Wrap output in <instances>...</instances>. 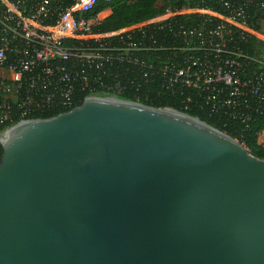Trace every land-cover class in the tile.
Returning <instances> with one entry per match:
<instances>
[{"label": "water", "instance_id": "95a60500", "mask_svg": "<svg viewBox=\"0 0 264 264\" xmlns=\"http://www.w3.org/2000/svg\"><path fill=\"white\" fill-rule=\"evenodd\" d=\"M0 142V264H264V158L198 117L89 97Z\"/></svg>", "mask_w": 264, "mask_h": 264}, {"label": "built area", "instance_id": "2783aa9c", "mask_svg": "<svg viewBox=\"0 0 264 264\" xmlns=\"http://www.w3.org/2000/svg\"><path fill=\"white\" fill-rule=\"evenodd\" d=\"M97 2L0 0V70L9 72L0 74V137L16 119L66 112L89 97L149 100L154 82L185 111L241 123L242 136L264 116V57L245 47L259 36L251 21L264 0H214L220 11L169 7L107 31L98 26L111 9L95 14ZM183 14L197 16L187 24Z\"/></svg>", "mask_w": 264, "mask_h": 264}, {"label": "trees", "instance_id": "16d2710c", "mask_svg": "<svg viewBox=\"0 0 264 264\" xmlns=\"http://www.w3.org/2000/svg\"><path fill=\"white\" fill-rule=\"evenodd\" d=\"M196 6H210L215 10L220 11V7L214 0H98L94 13H98L105 9H111V14L104 19L98 26L101 31L116 30L130 26L132 24L148 20L157 14L163 13L167 8H188ZM257 13V12H256ZM256 13L254 12V18L252 23L257 31L261 30L260 24L257 22ZM196 14H183L181 18L185 20L187 24L192 22L193 18H196ZM251 53H257L261 57H264L263 47L264 45L257 37H251L250 42L245 45ZM149 92V100L142 99L140 103L153 106L156 108L171 107L187 113L191 116L198 117L202 121L218 128L219 130L239 139L242 143L248 147V149L257 157L264 158V147L260 142V134L264 131V116L255 118L249 123V128L243 133H238L235 129L241 128L243 125L237 122H231L226 118L221 117L217 113H206L196 111H185L177 102V99L169 92L162 89L157 82L147 86ZM126 99H132V96L125 97ZM61 110H56L48 114L31 116L30 118H47L60 114ZM19 120L16 119L14 123L6 125L7 127L13 126ZM5 126V128H7ZM2 127H0L1 129ZM4 129V128H3ZM3 146L0 142V159L3 155Z\"/></svg>", "mask_w": 264, "mask_h": 264}, {"label": "rangeland", "instance_id": "374dc122", "mask_svg": "<svg viewBox=\"0 0 264 264\" xmlns=\"http://www.w3.org/2000/svg\"><path fill=\"white\" fill-rule=\"evenodd\" d=\"M109 14V12H104L103 13V16H107ZM257 22L258 24H260L261 26V30L259 31V40L262 42V44L264 45V12L263 13H260L258 15V18H257ZM263 52H264V47H263ZM264 54V53H263ZM0 74H3L4 76H8L9 75V72L8 71H1L0 70Z\"/></svg>", "mask_w": 264, "mask_h": 264}, {"label": "bare ground", "instance_id": "6f19581e", "mask_svg": "<svg viewBox=\"0 0 264 264\" xmlns=\"http://www.w3.org/2000/svg\"><path fill=\"white\" fill-rule=\"evenodd\" d=\"M106 12H109V11H106Z\"/></svg>", "mask_w": 264, "mask_h": 264}]
</instances>
